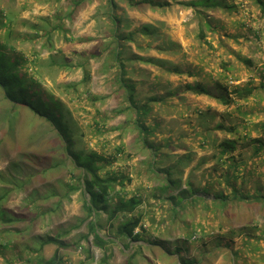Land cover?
<instances>
[{
    "label": "rangeland",
    "instance_id": "obj_1",
    "mask_svg": "<svg viewBox=\"0 0 264 264\" xmlns=\"http://www.w3.org/2000/svg\"><path fill=\"white\" fill-rule=\"evenodd\" d=\"M160 1H168L171 6L158 10H150L148 7L132 10L124 2L121 3L125 9L124 12H121L122 15L131 22L127 33L138 25L151 24L160 33L167 35L164 38L155 39L154 45L161 46L164 39L165 44L162 46L169 50L167 53L158 52L156 49L147 52L139 50L134 42L127 43V49L123 56L127 68L126 79L137 84L136 98L141 106V118L151 128L150 141L163 145L161 152L164 155L161 158L160 167L173 166L178 163L181 156L191 152L192 161L190 160L189 165L185 168L183 179H187L190 170L200 161L205 162V165L192 177L196 187L201 188L203 185L202 172L214 165V162L207 163L214 160L215 148L213 144L219 145L229 138L234 140L239 134L231 135L217 131L216 126L221 123L231 128L235 126L237 132L245 133L244 125L248 122L259 126L264 125V92L260 97L241 101L235 106H228L213 97L178 93V90L184 83L197 80L206 84L212 90V94L217 97L220 91L217 90L215 82L222 81L224 83L226 81L220 75L219 70L217 71L220 64L224 62L232 63L234 75L236 74L235 76L240 78V81L235 82L234 85L245 84L250 77L256 78V82L259 83L263 80L264 38L260 42L253 38L249 40L240 38V44L224 38L223 43H219L218 40L213 41V48H210L198 38V21L191 9L183 7L179 3L181 0ZM236 1L240 2L241 0ZM66 2L67 0H0V7L5 8L0 9V18L4 19L5 27L11 23L14 24V30L17 33H33L35 31L31 26L35 25L38 28V35L43 34V37L39 36L40 38L32 43L22 44L21 41L14 43L18 45L19 50L24 52L25 56L32 60L31 64H28L23 70H29L33 76L32 80L36 82V89L41 94H45L46 98L50 100L48 103L52 104V112L61 118V124L52 123L53 128L57 132L60 131L66 140H69L67 137L72 136L73 139L75 136L73 139L75 146L71 151L74 157L71 154V158H67L65 145L62 147L63 149L60 148L63 151L61 161L63 160L64 163L58 167L59 171L53 170L47 176H37L39 178L22 190L14 189L15 184L12 183L10 177L11 160L16 159L19 166L23 164L22 161L25 162V166L19 174V177H23L25 174L33 175L35 172L33 168L40 167V164L45 165L47 163L46 156L50 158L49 161L54 162V156L61 157V152L56 149L55 143L49 145V140L52 142L54 139L52 137L54 133L49 134L46 119L33 115L24 107L12 106L4 99L3 92L0 91V140L4 143L2 146L3 155L0 158V194H3L5 189L10 190V194L2 204L7 216L13 218L11 223L0 219V242L10 241L9 246L3 247L0 252V264H29L24 261L31 256L28 252L29 248L39 249L40 238L47 237L49 234H60L63 241L71 244L70 248L60 249V255L65 260H69V264L128 263L134 251L133 248L123 251L119 248V244H121L119 242L109 245V251L105 253L93 245V237L89 235L87 223H81V220L86 217V213L83 208L84 196L79 192L71 194L70 200L65 199L63 208L56 213L50 211L59 198L65 196L66 193V188L61 186L58 181L63 179L66 181L69 173H79L73 159L78 156L82 162L81 152L89 151L87 148L105 153L110 157L115 153L117 147L120 145L124 147L125 152L120 155V160L113 166L104 168L101 174L106 175L109 171L116 173L122 171L132 180L127 182L125 189L129 194H133L135 190L145 193L155 184V179L148 172L147 155L138 150V146L142 147L141 139L138 138L139 132L132 131V125L128 124L130 116L115 113V110L122 108L121 95L115 86L118 71L113 67L114 62L109 63L112 67L104 66L105 59L102 58L103 56L100 57V53L106 39L101 34L98 21L94 18L98 7L104 4V0H89L87 5L73 18L67 16ZM248 4L250 5V3ZM215 17L225 24L223 32L228 31L233 34L239 32L252 36V33L245 28L232 26L236 20L247 18L245 22L255 28H259L258 24L263 23L253 21L250 17L241 18L240 14L228 15L222 11L216 13ZM44 30L53 31L51 45L47 41L48 38L44 36ZM147 41L140 40L141 44L147 43ZM175 43L179 45L177 46ZM230 51H233V54ZM237 54L252 59L254 69L247 70L238 60ZM135 55L168 60L166 66L170 67L171 71L167 67L157 68L150 63L135 62ZM65 64L74 67L81 64L84 68L64 69L62 66ZM176 67L183 71L193 68V70H199L200 75L196 79L188 77L187 74L180 75L174 71ZM84 70L91 73L90 80L85 84L82 83L86 74ZM230 84L232 83L230 82ZM151 98H155V100H151ZM145 103L151 106L149 114L143 108ZM11 118L16 119L13 122L15 124L8 123ZM95 121L101 122V128L95 126ZM155 123L159 125L155 126ZM31 132H36L39 135L35 137L33 144L29 142ZM41 134L46 137L41 139ZM204 137L208 143L206 149L199 147ZM254 137L261 138L264 142L263 132L254 134ZM44 142L45 146H43ZM247 142L249 140L239 141L234 154L238 156L243 153L244 158L252 162L253 147L242 148ZM28 152H36L45 157L40 160L41 157L35 155L21 156L22 153ZM67 159L69 162H66ZM254 161V168L244 179V187L247 190L260 185L264 187V148ZM29 162H31L30 166H27ZM218 185L219 183L215 181L213 186L215 188L219 187ZM51 186L57 188L56 191L60 197H49L48 194L52 190L48 192L46 189ZM35 190L48 192V197L43 198L45 196L43 195L39 199L34 197V200L33 197L28 198ZM216 191V189H211V194ZM36 200L38 201L36 202ZM162 213V216L158 215L160 220L166 215L165 211ZM228 214L230 224L224 221L226 215H212L214 218L207 219V213L201 210L196 219L211 222L212 229L219 231V226L229 225L238 229L239 226L251 222L253 219L258 220L260 224L264 223L259 208H247L245 205L232 206L228 209ZM187 219L192 221L194 218L188 217ZM180 225L177 224L171 232H164L163 237L169 238L170 241L178 238L183 229L187 231L182 224ZM8 229L13 232H8ZM104 229L106 230L105 234L112 233L107 225L104 226ZM82 235H86V237L83 238ZM233 238L236 239L237 244L243 237L237 235ZM174 246L172 243L169 244V247ZM90 248H92L93 257L87 258ZM193 248L191 249L192 253L196 255L195 247L193 246ZM56 249V245L50 244L43 248L41 254L49 259ZM134 249L136 250L135 246ZM262 250L264 252V249ZM110 253H112L111 256ZM142 255L143 251L139 258H142ZM224 255L225 259L213 260L210 264H230L229 252ZM144 256L146 259L140 261L142 264L178 263L158 247L147 249ZM136 258V256L133 257V264L138 263ZM233 264H264V260L260 258L259 254L253 258L250 253H245L242 256L238 254Z\"/></svg>",
    "mask_w": 264,
    "mask_h": 264
},
{
    "label": "trees",
    "instance_id": "obj_2",
    "mask_svg": "<svg viewBox=\"0 0 264 264\" xmlns=\"http://www.w3.org/2000/svg\"><path fill=\"white\" fill-rule=\"evenodd\" d=\"M247 1L249 2L246 3L243 0L240 2L236 0H181L179 3L195 13L198 21V38L201 42L213 48V41L218 40L219 43H223L224 38L233 40L237 44H240V38H244V40L253 38L257 42L263 40L264 0ZM87 2L89 0H67L65 5L67 16L73 18L87 5ZM123 2L132 10L144 7H148L150 10H158L170 7L171 4L168 1L161 2L160 0H104V4L98 7L94 16L101 27V34L106 39L100 57L103 56L102 58L105 59V67L111 66L109 63L114 62L113 67L118 71L115 78V86H117V92L121 95L122 108L115 110V113L117 115L128 114L130 116L128 124L130 126L132 125V131L139 132L138 138L139 140L141 139L142 147L138 146V150L147 155L148 172L155 179V184L151 187L149 186L150 189L145 193L141 190H135L133 194H129L125 189L127 182H131L132 180L122 171H119L120 173L109 171L106 175L101 174L104 168L111 167L120 160V155L125 152L124 147L122 145L117 147L115 153L111 154L110 157L105 153H99L87 148L89 151L84 150V154L81 152L83 155L82 162H80L78 156H75V159H73L75 160L76 167L79 169V173H69L66 181L64 179L58 181L61 186L66 188L65 196L61 198L56 191L57 188L51 186L46 189L48 192L52 190L49 192L50 194L35 190L28 198L33 197L34 200V197L39 199L43 195H45L43 198L48 197V195L49 197H60L54 205V208L50 210L52 213H56L63 208L65 199L70 200L71 194L79 192L84 196L83 208L86 213V217L81 220V223H87L86 227L89 235L93 237V245L105 253L109 251L108 244L111 242L116 243L114 240L122 242L125 249H128L131 243L137 244L143 241L147 244L148 249H154L155 247L161 248L164 254L173 258L178 262L177 264H210L213 260L225 259L226 256L224 254L227 252L230 254V264L235 263L238 254L242 256L245 253H250L253 258L259 254L260 258L264 260V252L262 250L264 249V223L260 224L258 220L253 219L251 222L239 226L238 229L229 225L219 226V231L212 229L211 222L196 219V216H198L201 210L207 213V219L214 218L212 215H226L224 221L230 224L228 209L232 206L237 207L239 205H245L247 208H259L260 215L264 218V187L260 185L250 190L244 187L245 177L255 166L254 159L264 148L263 140L254 137V134L258 132L259 134L262 132L264 134V125L259 126L258 124L248 122L244 125L245 133L237 132L235 126L231 128L222 123L217 125L215 128L217 131L231 135L233 133L239 134L234 140L229 138L219 145L215 146L213 144L215 148L214 160L207 163L214 162V165L212 168L202 172L203 185L201 188L196 187L192 177L196 171H199L205 165V162L200 161L190 170L187 179H183L185 168L189 165L190 160L192 161L191 152L181 156L178 159V163L173 166L166 168L160 167L161 158L164 155L161 152L163 145L150 141L151 128L141 118V106H139L136 98L137 84L126 79L127 68L123 56L127 49L126 45L130 42L136 43L139 50L142 51L148 52L156 49L158 52L167 53L169 50L162 46L165 44L164 39L161 46L154 45L155 39L159 37L164 38L167 35L160 33L151 24L138 25L127 33L131 22L121 13L125 11L121 6ZM0 9L5 8L0 7ZM219 11L228 13V15L240 14L241 18L250 17L253 21L263 23L258 24L259 28L248 25L245 22L247 18L236 20L232 23V26L236 28L242 27L248 30V32L250 31L252 36L239 32L236 34L228 31L223 32L225 24L215 17V14ZM4 27V19L0 18V91L3 92L4 99L12 106L24 107L33 115L45 118L48 122L49 134L54 133L52 136L54 139L51 137L53 141L50 142L49 140V145L55 143L56 149L61 152V157L54 156V162L49 161L50 158L46 156L47 163L45 165L40 164V167L33 168L35 169L33 175L25 174L23 177H19V174L25 166V162L22 161L23 164L19 166L16 159L11 160L10 177L12 183L15 184L14 189L22 190L41 175L47 176L53 170H58V167L64 163L63 160L61 161L63 151L60 148L65 145L64 149L67 151V158H69L72 154V148L75 146L73 140L75 136L73 139L72 136L67 137L69 140H66V137L60 131L57 132L53 128L52 123L55 125L56 123L61 124V118L52 112V104L48 103L50 100L46 98L45 94H41L36 89V82L32 80L33 76H31L29 70H23L28 64H31L32 60L25 56L24 52L19 50L17 48L18 45L14 43L15 41H21L22 44L25 42L32 43L37 41L40 38L39 36L43 34L38 35V28L35 25L31 26L35 31L33 33H17L14 30V24L12 25L11 23L8 27ZM57 28L59 27L57 26ZM57 28L55 27V29ZM52 32L49 30L44 32V36L48 38L47 41L50 45L53 37ZM141 39L148 41L147 43L141 44ZM175 45L178 46L179 44L175 43ZM230 53L233 54V51H230ZM93 57L95 58L94 54ZM135 58V62L150 63L157 68L167 67L171 71V68L166 66L169 62L168 60L163 61L159 58H146L139 55H135ZM237 58L247 70L252 71L254 69V61L252 59L245 58L240 54H237ZM62 67L64 69L71 67L84 68L81 64L75 67L70 64H65ZM232 69V63L226 62L221 63L218 67L217 71L219 70L220 75L226 81L224 83L222 81L215 82L217 90L220 91L217 97L212 94V90L206 84L197 80L184 83L180 86L178 93L213 97L228 106H235L241 101L257 98L263 94V69H261L263 70V80L259 83L256 82V78L250 77L245 84L237 85H234V83L239 82L240 78L235 76L236 74L234 75ZM174 71L180 75L187 74L188 77L193 79H196L200 75L199 70H193V68H188L183 71L181 68L176 67ZM84 72L86 74L82 80L83 84L87 83L91 78L89 71L84 70ZM151 100H155V98H151ZM143 108H145L146 112L148 111V114L151 111V106L148 103H145ZM14 118L17 119V117ZM14 118L8 120V123L10 124L16 121ZM95 123L96 127L101 128V122L95 121ZM250 124L252 125L251 127ZM157 125L159 124L155 123V126ZM82 135L84 137L83 132ZM38 136L36 132H31L29 137L30 144H33V140ZM45 137L41 134V139ZM242 139L249 140L242 148L253 147L252 162L246 160L243 153L238 154V156L234 154L238 142ZM205 140H207L206 137L199 144V147L202 149L208 147V143ZM3 145L4 143L0 140V158L3 155ZM43 146H45V142ZM167 147L169 148V146ZM25 154L41 157L39 158L40 160L45 157L36 152L22 153L21 156L23 157ZM72 155L74 157V154ZM66 162H69V160L67 159ZM30 163L27 166H30ZM215 181L219 183V187L214 188ZM211 189H216L217 191L211 194ZM9 194L10 190L6 189L3 194H0V219H3L4 222L11 223L13 222V218L7 216L2 204ZM162 211H165L166 215L160 220L158 215L162 216ZM103 214L107 215L106 224L110 231H112V233L109 232L106 235H101L100 233V229L103 226L100 223V218H102ZM188 217H193L194 219L190 221L187 219ZM177 224H182L187 231L183 229L179 237L173 241L168 240L169 238H164L162 234L173 231ZM8 232L13 231L8 229ZM237 235H241L243 238L236 244V239L233 237ZM82 237L85 238L86 235H82ZM108 237L112 238L107 239ZM61 238L62 235L60 234H49L47 237H41L40 248H29L28 252H30L31 256L26 260L24 259V261H27L29 264H69V260H65L60 255V249L70 248L71 244L63 241ZM171 243L175 246L169 247ZM9 244L10 241L0 242V252L3 247H8ZM50 244L56 245L57 249L53 256L47 259L41 252L45 246ZM193 246L195 247L196 255L192 253L191 249H194ZM143 247L144 245L141 244L136 245L135 250L133 246L134 252L127 264H133V257H137L142 252ZM88 253L87 258H92V248L88 250ZM21 261L23 262L22 259Z\"/></svg>",
    "mask_w": 264,
    "mask_h": 264
},
{
    "label": "crops",
    "instance_id": "obj_3",
    "mask_svg": "<svg viewBox=\"0 0 264 264\" xmlns=\"http://www.w3.org/2000/svg\"><path fill=\"white\" fill-rule=\"evenodd\" d=\"M104 218H107V215L106 214H103L102 215V218H100V223L103 225L102 227H101V229H100V233H101V235H106L105 234V232H106V230L104 229V226H106L107 224H106V221H104ZM103 219V220H102ZM108 226V225H107ZM109 238H112V237H108L107 239H109ZM114 242H116V243H113V242H111L110 244H108V247H109V245H113V244H117V243H119L120 241H118V240H114ZM121 244H119V248L121 249V250H123V251H129L130 249H132L133 248V246H138L139 244H141V245H144V247L142 248V251H143V255H142V258H139V255L140 254H138V256H137V258H136V262L138 261V263L137 264H142V263H140V261L142 260V259H146V257L144 256V254H145V251L148 249V246H146L147 244L145 243V242H139V243H137V244H135V243H131L130 244V247L128 248V249H125L124 248V244L122 243V242H120ZM126 243H128V242H126ZM134 252V251H133ZM111 254L112 253H110V256H111ZM133 254V253H132Z\"/></svg>",
    "mask_w": 264,
    "mask_h": 264
}]
</instances>
